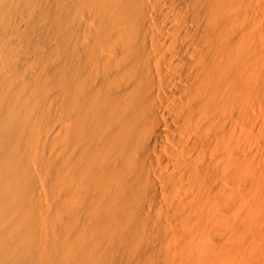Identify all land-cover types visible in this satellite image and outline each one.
Instances as JSON below:
<instances>
[{"label":"bare ground","instance_id":"6f19581e","mask_svg":"<svg viewBox=\"0 0 264 264\" xmlns=\"http://www.w3.org/2000/svg\"><path fill=\"white\" fill-rule=\"evenodd\" d=\"M0 264H264V0H0Z\"/></svg>","mask_w":264,"mask_h":264}]
</instances>
